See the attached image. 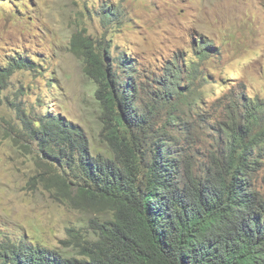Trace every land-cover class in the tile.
I'll use <instances>...</instances> for the list:
<instances>
[{
  "label": "trees",
  "instance_id": "trees-1",
  "mask_svg": "<svg viewBox=\"0 0 264 264\" xmlns=\"http://www.w3.org/2000/svg\"><path fill=\"white\" fill-rule=\"evenodd\" d=\"M101 12L106 24L117 15ZM71 45L97 85L109 156L94 154L85 130L60 115L35 123L18 106V117L51 161L39 180L105 218L91 220L95 237L68 229L76 255L3 239L0 264H264V195L255 184L264 163V104L242 95L226 108L227 118L213 126L222 139L207 157L195 139L211 79L201 62L218 48L206 44L197 61H171L146 85L133 77L136 68L121 80L101 41L77 32ZM35 65L17 58L3 78Z\"/></svg>",
  "mask_w": 264,
  "mask_h": 264
},
{
  "label": "rangeland",
  "instance_id": "rangeland-1",
  "mask_svg": "<svg viewBox=\"0 0 264 264\" xmlns=\"http://www.w3.org/2000/svg\"><path fill=\"white\" fill-rule=\"evenodd\" d=\"M103 7L117 14L110 24ZM77 32L109 47L121 80L136 68L133 77L146 85L171 61L183 65L199 60L206 44L218 48L201 62L211 78L202 88L207 116L195 133L202 156L218 148L222 136L213 126L227 118L226 108L242 95L264 104V0H0V240H26L66 256L76 255L67 247L68 229L95 237L91 220L105 217L39 180L51 161L24 133L17 107L35 123L60 115L79 125L92 152L109 156L97 85L72 50ZM17 58L35 68L3 78ZM255 184L264 195V163Z\"/></svg>",
  "mask_w": 264,
  "mask_h": 264
},
{
  "label": "bare ground",
  "instance_id": "bare-ground-1",
  "mask_svg": "<svg viewBox=\"0 0 264 264\" xmlns=\"http://www.w3.org/2000/svg\"><path fill=\"white\" fill-rule=\"evenodd\" d=\"M179 45V44H178ZM207 61V60H206ZM31 174V173H30ZM124 217V216H123Z\"/></svg>",
  "mask_w": 264,
  "mask_h": 264
}]
</instances>
